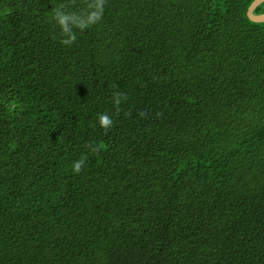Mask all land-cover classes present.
Wrapping results in <instances>:
<instances>
[{
    "label": "trees",
    "instance_id": "obj_1",
    "mask_svg": "<svg viewBox=\"0 0 264 264\" xmlns=\"http://www.w3.org/2000/svg\"><path fill=\"white\" fill-rule=\"evenodd\" d=\"M254 1L0 0V264H264Z\"/></svg>",
    "mask_w": 264,
    "mask_h": 264
},
{
    "label": "clouds",
    "instance_id": "obj_2",
    "mask_svg": "<svg viewBox=\"0 0 264 264\" xmlns=\"http://www.w3.org/2000/svg\"><path fill=\"white\" fill-rule=\"evenodd\" d=\"M106 0H89L87 3V13L86 14H77L74 12H67L64 11L65 5L60 4L54 10V20L61 28L62 34L67 37L66 39H62L61 43L64 45H71L75 42L76 36L73 31V28L83 30L88 28L92 25L99 23L104 14ZM114 102L115 105L119 106L122 100H127V95L116 92L114 94ZM143 116L144 113H141ZM98 123L99 126L104 129L105 133L110 130L114 126L113 119L107 113H101L98 116ZM88 149L92 152H98L99 148L102 146H94L93 144L89 143L87 145ZM87 160V155L82 154V156L73 162L72 170L74 173L79 174Z\"/></svg>",
    "mask_w": 264,
    "mask_h": 264
},
{
    "label": "water",
    "instance_id": "obj_3",
    "mask_svg": "<svg viewBox=\"0 0 264 264\" xmlns=\"http://www.w3.org/2000/svg\"><path fill=\"white\" fill-rule=\"evenodd\" d=\"M264 4V0H255L248 10V17L254 23H264V14H256L257 8Z\"/></svg>",
    "mask_w": 264,
    "mask_h": 264
}]
</instances>
